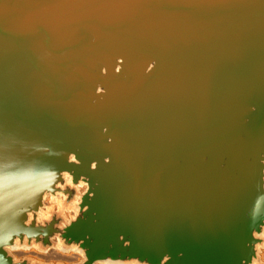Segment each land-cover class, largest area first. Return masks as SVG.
I'll return each mask as SVG.
<instances>
[{
    "label": "water",
    "instance_id": "95a60500",
    "mask_svg": "<svg viewBox=\"0 0 264 264\" xmlns=\"http://www.w3.org/2000/svg\"><path fill=\"white\" fill-rule=\"evenodd\" d=\"M17 243L262 264L264 0H0V264H42Z\"/></svg>",
    "mask_w": 264,
    "mask_h": 264
},
{
    "label": "bare ground",
    "instance_id": "6f19581e",
    "mask_svg": "<svg viewBox=\"0 0 264 264\" xmlns=\"http://www.w3.org/2000/svg\"><path fill=\"white\" fill-rule=\"evenodd\" d=\"M69 181H71V179L69 178ZM79 189L81 190V191H84V190H86L87 189V186H86V184H84V183H81L80 185H79ZM51 197L52 196H49V198H47L49 201H51ZM60 197H62V195L61 194H58V196H57V198H55V199H58V198H60ZM53 198V197H52ZM79 202H80V198L79 199H77V205L79 204ZM56 203V202H55ZM48 204V203H47ZM51 205V204H50ZM68 217H70V216H68ZM264 249V248H263ZM35 250H38L37 248H35V247H22L21 245H19L18 243L15 245V246H13V247H9L8 248V251H9V253L11 254V255H13L15 258H17V257H21V256H27V255H30V254H36V255H39L38 254V252L37 251H35ZM55 250H60L59 248H57V249H55ZM62 251V250H61ZM64 252H65V254H63V256H65V257H71V259L72 260H83V254H82V252L78 249V248H76V247H72L71 249H68V250H63ZM48 252L49 251H43L42 253H47L48 254ZM42 253H40V254H42ZM52 254H55L54 253V251H53V253H51L50 255H52ZM57 254V253H56ZM55 254V255H56ZM54 255V256H55ZM40 256V255H39ZM263 256H264V254H263ZM33 257V256H32ZM59 257V256H58ZM261 257V256H260ZM30 258V257H29ZM44 258H46V257H44ZM55 258V257H54ZM262 258V257H261ZM264 258V257H263ZM21 259V258H20ZM53 259V258H52ZM56 259V258H55ZM58 259V258H57ZM61 259V258H60ZM66 260H67V258H65ZM70 259V258H69ZM68 259V260H69ZM71 261V260H70ZM66 262H68V261H66ZM76 262V261H75ZM45 263V262H44ZM47 263V262H46ZM51 263V262H50ZM54 263V262H53ZM56 264V263H55ZM64 264H66V263H64ZM73 264H76V263H73ZM102 264V263H101ZM103 264H121V263H112V262H108V263H103ZM135 264V263H134Z\"/></svg>",
    "mask_w": 264,
    "mask_h": 264
},
{
    "label": "rangeland",
    "instance_id": "374dc122",
    "mask_svg": "<svg viewBox=\"0 0 264 264\" xmlns=\"http://www.w3.org/2000/svg\"><path fill=\"white\" fill-rule=\"evenodd\" d=\"M47 205L49 206V207H52L53 205H52V203H51V201H47ZM51 204V205H50ZM54 208H55V211H57L58 210V207L57 206H53ZM66 215H67V217L68 216H71V215H73V213H71V212H66ZM35 251H37L38 252V254L40 255H36V254H30V255H27V256H21V257H17V259L18 260H23V259H31V260H33V261H35V262H39V263H42V264H64V263H66V264H73V263H76V264H78V263H80L82 260H72L71 259V257H65V256H63V254H65V252H63V251H61V250H55V249H51L49 252H48V254L47 253H42V251H39V250H35ZM53 251H54V253L56 254H52V255H50L51 253H53ZM40 253H42V254H40ZM263 254H264V249H262L261 250V263L262 264H264V256H263ZM55 255V256H54ZM33 256V257H32ZM59 256V257H58ZM30 257V258H29ZM44 257H46V258H44ZM56 259H55V258ZM21 258V259H20ZM53 258V259H52ZM58 258V259H57ZM61 258V259H60ZM65 258H67V260L65 259ZM70 258V259H69ZM69 259V260H68ZM71 260V261H70ZM66 261H68V262H66ZM76 261V262H75ZM45 262V263H44ZM47 262V263H46ZM51 262V263H50ZM54 262V263H53Z\"/></svg>",
    "mask_w": 264,
    "mask_h": 264
}]
</instances>
